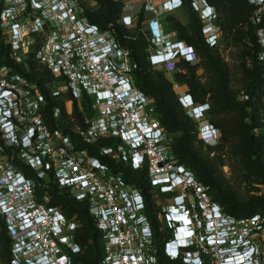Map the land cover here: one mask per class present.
<instances>
[{
  "label": "built area",
  "instance_id": "obj_1",
  "mask_svg": "<svg viewBox=\"0 0 264 264\" xmlns=\"http://www.w3.org/2000/svg\"><path fill=\"white\" fill-rule=\"evenodd\" d=\"M152 1L143 6L152 14L143 22L148 60L154 68L176 72L178 63L162 56L177 54L183 40L166 30L161 18L183 3ZM192 3L205 22L206 43L220 47L216 11L205 13L206 1ZM250 3L258 59L264 62V0ZM96 8V0H0V30L11 60L31 59L50 73L43 88L0 65V218L11 238V264H82L77 261L83 253L76 238L80 223L50 205L49 195H38L39 182L50 179L88 204L102 233L100 264H160L161 256L184 264H264V215L227 213L177 162L154 100L135 83L131 53L113 30L90 21ZM122 23L134 28L136 17L126 15ZM198 60L190 49L180 62ZM48 97L64 107L51 110ZM178 99L199 125L200 140L219 145L221 133L209 122L211 108L188 92ZM249 99L244 91L239 95L240 101ZM259 119L254 132L264 134V107ZM121 163L147 172L154 202L169 195L157 215L159 232L167 236H156L145 195L120 174ZM253 195L264 198V183Z\"/></svg>",
  "mask_w": 264,
  "mask_h": 264
},
{
  "label": "trees",
  "instance_id": "obj_2",
  "mask_svg": "<svg viewBox=\"0 0 264 264\" xmlns=\"http://www.w3.org/2000/svg\"><path fill=\"white\" fill-rule=\"evenodd\" d=\"M97 8L89 13L90 21L104 29L113 30L120 44L127 49L136 63L135 83L140 90L154 100L157 116L163 127L171 135L170 149L179 164L191 170L209 196L224 210L237 217H247L264 213V198L252 195L241 198L224 177L217 159L203 155L196 145L197 123L186 113L174 91L173 83L164 70L154 68L148 60L146 13L143 7L137 12L136 26L127 28L122 19L134 14L125 10L121 0H96ZM215 7L217 25L221 31V42L226 48H236L235 70L240 69L242 89L250 99L240 101L239 92L232 87L233 71L220 55L219 47H210L203 35V23L192 7V0H182L188 13V23L182 24L173 16L168 20L178 34V39L192 45L198 55V62L177 64L175 79L183 83L197 103H209L210 122L221 133V144L215 147L227 151L237 161L239 173L246 180L264 183V134L254 130L261 126L260 108L264 107V62L259 61L260 47L257 39V26L252 21L255 6L250 0H205ZM144 5V3H142ZM0 65L12 67L16 72L43 88L50 79L48 70L38 62L27 59L16 64L10 58V48L0 30ZM203 71L205 81L199 71ZM49 106L64 107V103L48 97ZM76 105L74 104V107ZM200 144H203L200 142ZM119 172L133 182L145 195L147 214L151 217L157 237L167 236L159 232L158 212L151 194V185L145 170L134 171L126 164L119 165ZM38 195L51 197L50 205L57 206L70 220L80 223L77 242L85 254L77 257L78 263L100 264L104 255L102 233L95 225L86 202L72 197L67 188L60 187L50 179L39 182ZM165 194H161L164 199ZM171 196V195H170ZM160 209V210H159ZM11 238L0 218V264H11ZM160 264H184L181 260H168L160 257Z\"/></svg>",
  "mask_w": 264,
  "mask_h": 264
},
{
  "label": "rangeland",
  "instance_id": "obj_3",
  "mask_svg": "<svg viewBox=\"0 0 264 264\" xmlns=\"http://www.w3.org/2000/svg\"><path fill=\"white\" fill-rule=\"evenodd\" d=\"M146 2H147V0H131L128 2H124V4L126 7V10L133 12L134 13L133 15L137 18V12L146 4ZM197 2L200 5L201 4L203 5L205 0H197ZM142 3H144V5ZM152 3H154V4L156 3L157 5H169L170 0H155L154 2L152 1ZM191 5L200 17V12L197 11V5L194 6L193 3ZM212 7H213L214 11H216L215 7L214 6H212ZM186 10L187 9H186V7H183V4H182V7L178 10H168L167 13L161 18V22L165 25L166 30H168V31L174 30L172 23L168 20L169 16L175 17V19L177 21H179L180 23H182L184 25L187 24L188 23V13ZM150 18H152V14L147 13L146 14V20H148ZM200 19H201V17H200ZM202 23H203V25L205 24V22H203V21H202ZM219 51H220L221 57L224 59V61L226 63H228V65L231 67V69L233 71V74H232L233 80H232L231 84H232L233 89L235 91L239 92V94H238V99H239V95L241 94V92L243 90H240V89H242V84L240 82L241 78H242L240 69H238V71L234 69L236 67V65L238 64V62L235 59V54H237V50H236V48H233V47L226 48L225 44L223 42H221V46L219 47ZM166 74H167L168 78L170 79V81L173 83L174 91L178 97L182 96L184 94V92H188V88L186 87V85H184L183 83H179L175 79V76H174L175 72L166 73ZM199 75L201 76V79L203 81L206 80V78L203 76L202 70L199 71ZM209 122H210V120H209ZM210 124H211V122H210ZM197 128H199L198 124H197ZM200 142H202V141L199 138V129H198L196 145L198 147H200L199 150L201 151V153L203 155H207L210 159H217L219 161L218 165L220 166V169H221L224 177L228 180L229 184L233 187L234 191H236L241 198L248 200L253 195V192L260 191V185L262 183L258 182L256 180H253V178L251 180H246L244 178V176L242 175V173L238 172L239 168L237 165V161L234 158V156H232V154L230 152H228V153H227V151L222 152L220 150H216L215 149L216 146L208 145V144H205L204 142H202L203 144H200ZM220 144H221V142H220ZM193 175L198 179V177L194 173H193ZM155 201H157L156 206L158 208L159 207L161 208L160 204L162 203L163 200L159 197V198H156ZM163 205H165V203H163ZM159 212H158V214H159ZM261 215H264V213ZM82 254H85L84 251Z\"/></svg>",
  "mask_w": 264,
  "mask_h": 264
},
{
  "label": "clouds",
  "instance_id": "obj_4",
  "mask_svg": "<svg viewBox=\"0 0 264 264\" xmlns=\"http://www.w3.org/2000/svg\"><path fill=\"white\" fill-rule=\"evenodd\" d=\"M171 1H172V0H171ZM179 1L182 2V0H179ZM202 10H203L205 13H207V12H209L210 10L213 11L214 9H213V7H212L211 5H209V4L207 3V5H203V6H202ZM212 29H213V27H208V28H206V31H207V32H211ZM202 32H203V31H202ZM203 35H204V33H203ZM190 49L195 50V48H194L192 45H190V44L186 43L185 41H183V44H181V45L178 47V52H177V54H175L174 56H172V55L168 52V53H166V54H164V55L162 56V59H163V61H166V60L172 59V60L176 61L177 63H180V61L185 57V55L189 52ZM205 107H206L207 110H209V109L211 108V106H210L209 103H205Z\"/></svg>",
  "mask_w": 264,
  "mask_h": 264
}]
</instances>
